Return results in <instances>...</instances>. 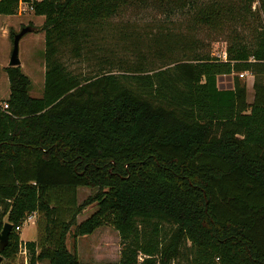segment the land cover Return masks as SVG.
<instances>
[{
    "label": "trees",
    "instance_id": "trees-1",
    "mask_svg": "<svg viewBox=\"0 0 264 264\" xmlns=\"http://www.w3.org/2000/svg\"><path fill=\"white\" fill-rule=\"evenodd\" d=\"M19 1L0 0V14L17 13ZM22 1L44 16L36 29L45 71L34 97L21 66L4 67L0 231L12 227L2 261L14 263L22 241L15 227L35 212L28 264H85L66 235L72 225L77 237L104 224L118 231L121 248L117 262L101 264H264V0H150L168 19L188 5L208 27L229 19L246 26L251 17L252 36L233 30L225 60L191 51L165 60L172 46L160 33L159 66L98 64L87 75L67 68L60 47L77 58L93 53L96 35L128 0ZM242 71L253 76L251 101ZM221 76L231 84L219 86ZM83 186L94 192L78 203ZM90 204L95 210L77 222Z\"/></svg>",
    "mask_w": 264,
    "mask_h": 264
},
{
    "label": "rangeland",
    "instance_id": "rangeland-1",
    "mask_svg": "<svg viewBox=\"0 0 264 264\" xmlns=\"http://www.w3.org/2000/svg\"><path fill=\"white\" fill-rule=\"evenodd\" d=\"M222 1L228 5L236 2L235 0ZM26 8L21 14L17 12L12 15H0V61L8 65L9 49L11 51L12 47L8 36L9 30L18 32L22 26L31 25L34 30L24 34L19 41V58L22 71L31 81L30 95L39 97L42 94L44 82L45 41L44 32L42 31L39 35L36 28L41 26L44 16L43 18L35 17L33 10ZM188 10V5L182 6L168 19L162 5L160 6L158 2L128 0L119 15L111 20L109 30L96 35L99 47L94 48L93 53L88 54L87 57L77 58L72 55L69 46H61L58 57L69 70L87 75L96 72L98 64L106 69L116 70L121 66L141 60L146 66L152 67L159 66L164 59L170 56H183L189 51L222 57L234 34L233 30L239 33L240 37L248 40L252 36L253 30L248 26L249 23L253 25L251 17L248 18L246 26L229 19L225 20L223 26L208 27L193 21ZM160 33L167 34L165 44L172 46V50H166L164 59L154 56L155 37ZM105 60L109 63H105ZM228 78L221 76L218 81L226 85ZM243 79L246 81L245 77ZM93 192L94 189L91 187H78L77 202L80 203ZM95 208L93 204L84 207L77 215V222L89 216ZM73 230L74 225L70 227L66 235V246L68 250L77 253L80 261L85 264L118 261L121 248L120 236L111 225H101L92 233L77 237L73 236ZM19 236L24 242L35 241L38 236V221L23 224L19 230ZM37 264H48V262L43 261Z\"/></svg>",
    "mask_w": 264,
    "mask_h": 264
},
{
    "label": "built area",
    "instance_id": "built-area-1",
    "mask_svg": "<svg viewBox=\"0 0 264 264\" xmlns=\"http://www.w3.org/2000/svg\"><path fill=\"white\" fill-rule=\"evenodd\" d=\"M23 5V6H22ZM28 7L29 9H32L31 5H30V2H25V1H22L20 0L19 1V4H18V10L17 12H19V14H21L22 11H25ZM222 59H226V53L223 52V56L220 57ZM248 75H252L251 73H249L248 71H242L239 73V76L240 77H246ZM2 107L3 108H6L7 107V104L6 103H3L2 104ZM36 213L35 212H31L29 213L24 219L23 221L18 224L15 229L16 230H20V228L23 226V224L25 223H35L36 222ZM28 248L25 244L24 241H21L19 243V249H18V252L16 254V258H15V261L13 264H28ZM138 259L141 261L142 260V254H139L138 255ZM0 264H6L4 261L1 260Z\"/></svg>",
    "mask_w": 264,
    "mask_h": 264
},
{
    "label": "water",
    "instance_id": "water-1",
    "mask_svg": "<svg viewBox=\"0 0 264 264\" xmlns=\"http://www.w3.org/2000/svg\"><path fill=\"white\" fill-rule=\"evenodd\" d=\"M34 28L31 25H25L20 28L18 32H15L12 40V47L9 55L8 66L20 65L19 58V41L21 37L27 32L33 31ZM11 223L5 222L0 231V249H3L9 240V233L11 231ZM2 260V255L0 254V262Z\"/></svg>",
    "mask_w": 264,
    "mask_h": 264
},
{
    "label": "crops",
    "instance_id": "crops-1",
    "mask_svg": "<svg viewBox=\"0 0 264 264\" xmlns=\"http://www.w3.org/2000/svg\"><path fill=\"white\" fill-rule=\"evenodd\" d=\"M3 15V14H0ZM35 17H39V18H43V15H34ZM44 20V18H43ZM39 35L42 34V31H38ZM7 53H5L6 55ZM9 54H10V49H9ZM7 66V63L4 61H0V105H2L4 103V101L8 98L9 96V81H8V76L6 71L4 70V67ZM246 78V86H247V98L248 101H251L253 98V89H252V84H253V76L252 75H248L245 77ZM228 82L226 85H230L231 84V79L230 77L228 78ZM219 80V78H218ZM218 85L219 86H225L224 83L222 84V82L219 83L218 81ZM252 89V91H251ZM250 93V94H249Z\"/></svg>",
    "mask_w": 264,
    "mask_h": 264
}]
</instances>
